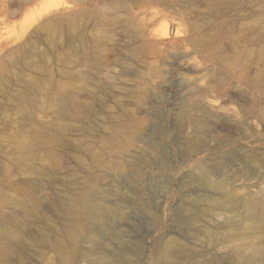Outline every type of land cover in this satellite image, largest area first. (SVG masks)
Instances as JSON below:
<instances>
[{
  "label": "rangeland",
  "instance_id": "374dc122",
  "mask_svg": "<svg viewBox=\"0 0 264 264\" xmlns=\"http://www.w3.org/2000/svg\"><path fill=\"white\" fill-rule=\"evenodd\" d=\"M263 111L264 0H0V264H264Z\"/></svg>",
  "mask_w": 264,
  "mask_h": 264
},
{
  "label": "bare ground",
  "instance_id": "6f19581e",
  "mask_svg": "<svg viewBox=\"0 0 264 264\" xmlns=\"http://www.w3.org/2000/svg\"><path fill=\"white\" fill-rule=\"evenodd\" d=\"M154 14H159V10L153 11ZM264 115V111H263ZM25 145H28V143H25ZM245 154V153H243ZM204 180L205 184L208 186H214L219 187L218 183H214L208 180V174L204 172ZM215 204H220V202H216ZM80 208H83V215L84 219L90 224L92 223L91 230L94 231L96 235V231L101 230L103 231L102 226H96L94 223L95 219H101L103 221L111 220L117 215V209L100 205L97 200H94L90 202L87 206L86 205H80ZM227 216H225L226 218ZM236 223L235 221H232L231 219H225L223 222V225L226 224H233ZM239 223V222H237ZM94 224V225H93ZM104 234L107 237H112L115 235V232H111L110 230L103 231ZM94 235V234H93ZM80 235L72 236V238H75L76 240L79 239ZM95 239V238H94ZM94 242L96 244H100L99 240L95 239ZM178 244H180L179 240L177 238H170L166 240H161L158 242V250H159V256L161 259H171L175 260L179 258L180 255V249L178 247ZM206 254H208L211 257H219L222 259L225 258H231L235 262H239L240 264H253L254 257L256 256L258 252L259 245L258 244H246L242 241V234L234 233V234H222L218 236L213 241L209 242L207 245ZM127 247L120 241L119 242V250L117 253H110L109 255L111 258L113 257V260L116 262V264H135L131 258L127 256ZM231 256V257H230ZM101 264H110L109 262H102ZM158 264V263H157Z\"/></svg>",
  "mask_w": 264,
  "mask_h": 264
}]
</instances>
